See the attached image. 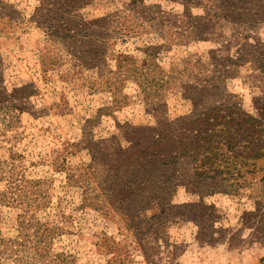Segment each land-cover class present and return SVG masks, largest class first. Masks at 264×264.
I'll return each instance as SVG.
<instances>
[{
    "label": "rangeland",
    "instance_id": "rangeland-1",
    "mask_svg": "<svg viewBox=\"0 0 264 264\" xmlns=\"http://www.w3.org/2000/svg\"><path fill=\"white\" fill-rule=\"evenodd\" d=\"M225 100L264 125V0H0V264H264V162L147 149Z\"/></svg>",
    "mask_w": 264,
    "mask_h": 264
},
{
    "label": "trees",
    "instance_id": "trees-1",
    "mask_svg": "<svg viewBox=\"0 0 264 264\" xmlns=\"http://www.w3.org/2000/svg\"><path fill=\"white\" fill-rule=\"evenodd\" d=\"M70 12L71 9L66 10ZM65 17L50 15L49 31L65 40L82 35L68 20L58 25ZM226 100L202 109L196 104L194 117L166 121V127L147 146L152 148L151 161L157 162L154 158L159 154L168 158L164 165L187 158L194 164L192 179L234 180L240 187L245 184L241 181L261 169L259 162H264V125L238 104ZM179 133H184L185 138L181 139Z\"/></svg>",
    "mask_w": 264,
    "mask_h": 264
}]
</instances>
